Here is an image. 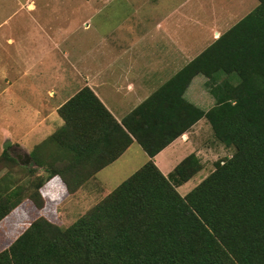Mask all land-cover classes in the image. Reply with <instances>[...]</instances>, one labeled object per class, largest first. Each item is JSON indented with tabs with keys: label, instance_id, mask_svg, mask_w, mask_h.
<instances>
[{
	"label": "trees",
	"instance_id": "1",
	"mask_svg": "<svg viewBox=\"0 0 264 264\" xmlns=\"http://www.w3.org/2000/svg\"><path fill=\"white\" fill-rule=\"evenodd\" d=\"M197 74L212 83L207 110L183 97ZM57 113L62 125L29 153L46 173L30 196L38 208L41 195L56 204L133 141L149 158L67 227L40 214L20 220L24 229L0 250V264H264V0L121 122L87 86ZM200 118L235 150L181 196L176 187L199 170L195 156L167 175L152 157ZM1 157L18 164L7 148ZM11 181L1 178L0 220L21 208Z\"/></svg>",
	"mask_w": 264,
	"mask_h": 264
},
{
	"label": "crops",
	"instance_id": "2",
	"mask_svg": "<svg viewBox=\"0 0 264 264\" xmlns=\"http://www.w3.org/2000/svg\"><path fill=\"white\" fill-rule=\"evenodd\" d=\"M257 4L258 0H79L76 3L71 0H0V83L3 84V79L6 84L2 89L5 115H10L12 107L19 113V123L25 124L21 129H27L21 135L18 133L19 147L27 151L25 142L29 137L44 133V128L50 124H55V128L62 125L58 107L84 86L89 87L116 121L121 122L127 113ZM64 9L70 11L65 20L43 14ZM201 9L209 15L211 23L208 39L204 41L187 31L190 24H198L195 18L202 14ZM80 11L86 14L78 23L74 17ZM96 15L98 20H94ZM79 28L84 31L83 37L76 41ZM81 42L98 43V50L83 47L82 52H76ZM45 58H51L50 69L46 68ZM215 75L221 76L223 72L217 71ZM208 80L203 74L195 75L183 94L186 100L203 110L215 102L209 91L212 83ZM216 82L218 79L214 80ZM14 104L18 105L17 109ZM9 131L2 130L3 137L12 140L13 131ZM53 131L41 136L32 147ZM188 131L152 157L164 175L185 157ZM14 144H10L9 151L20 156L28 153L14 148ZM139 149L142 150L140 145L133 141L119 157L85 183L126 161L129 153L137 154ZM164 155L181 157L171 163Z\"/></svg>",
	"mask_w": 264,
	"mask_h": 264
},
{
	"label": "rangeland",
	"instance_id": "3",
	"mask_svg": "<svg viewBox=\"0 0 264 264\" xmlns=\"http://www.w3.org/2000/svg\"><path fill=\"white\" fill-rule=\"evenodd\" d=\"M60 1H64V0H60ZM78 1L79 0H71V2L73 3H76ZM97 9L98 8H96V10ZM201 12L202 14L197 15V18H195L197 20L195 22H197L198 24L196 26L190 24L187 27V31L188 34L202 37L204 41L208 39L211 23L209 22V15L205 13L203 9H201ZM43 14L49 15V17L54 19L57 18L59 20H65V18H68L70 16V11L64 9L53 12L52 11L43 12ZM83 14L86 13L80 11L74 17L76 22L79 23L84 19ZM97 16L98 15H96V18H94V20L97 19ZM82 32H84L83 29L79 28L78 34H75L76 41L77 40L81 41V37H83ZM78 37L80 39H78ZM83 47L86 48L89 47L90 51H94V49L98 50L99 44L98 43L87 44L81 42V44L75 48V51L82 52L84 50ZM51 58L52 60L54 59V57ZM51 58L50 59L45 58V62H47L48 65L46 68L48 69L51 68L49 67ZM1 82H3V84L0 83V145H2L5 142V140H10L12 141L10 142V144L15 143L14 148L21 149L18 144L20 141L18 133L20 132L21 135L27 129L25 130L21 129L24 127L25 124L23 122L21 124L19 123V118H20L19 113L17 111H14L12 107L10 108L11 109V111L9 112L10 115H5L2 89L3 87L6 86V84L3 81V79L1 80ZM203 93L206 92L203 91ZM14 106L17 109L18 105L14 104ZM204 108H206V106ZM54 126L55 124H50V126L44 128L45 129L44 133H40L36 137L33 136L29 137L25 142V146L27 147L28 150L24 151L21 149L22 153L23 152L30 153L33 150L34 146L37 145L36 144L32 147V144L36 140L38 141L41 136L53 130L55 131L56 129H58V127L55 128ZM8 129L11 132L13 131L12 140L9 137H3L4 134L2 133V130L7 131ZM185 140H186L185 142L188 143L187 146L184 147L185 148L184 156L186 157L189 154H193L197 159V162L199 163L200 167L199 170H197L187 181L176 187V190L181 196L186 195L190 190H192L193 187H195L199 182H201L208 174H210L215 169L216 163L220 162L222 164L223 161L229 158L235 150L233 146H225L223 143L219 142L215 138L213 131L205 118H203L202 121L197 122L195 125L192 126V128L189 129L188 138L187 139L185 138ZM48 146L50 147L45 146V148L48 150V153L43 150L42 152L47 153L46 156L49 160L48 162H50L52 160V159L50 160L51 158L50 155L55 151V147L53 145H48ZM1 147L2 146H0V182L2 177L10 176L12 178L11 182H13L14 184L12 187H16L21 191L23 200L22 203H20L21 208L19 209V211L11 212L10 214L6 215L2 220H0V250L7 247L17 237L19 231L21 232L23 231L24 224L22 226L20 220L21 221L25 220V222H29L34 217L40 214L41 216L46 217L47 219H49L58 226L67 227L71 223H73V221H75L79 216L84 214L94 204H96L99 200H101L108 192L114 189L119 183H121L129 174L132 173V171L139 168L142 164H144L147 161L145 160V154L141 149H139L140 151L137 154L132 151L126 157V161L117 163V165L110 167L105 172H100L99 174H97L96 177L92 178L93 180L96 181L93 180L89 181L88 183H85L81 187H79L75 192L66 193L64 197L56 204L55 203L49 204L47 202V199L41 195V198L43 200L42 208L44 207L42 209L35 206L30 196H32L33 192L35 191V183L40 178H45L46 173L38 169V167H36L35 164L33 165L30 164L29 166H26L28 164L26 165L21 164L20 162H18V164H13L7 161L6 159L1 157V153L3 150V147L2 148ZM8 149H10V147H7L8 154H10L11 150L9 151ZM178 150H180V148ZM182 151L184 152V149ZM182 151H180V153H183ZM180 157H181L180 155H172V156L164 155V158L165 159L168 158L171 161V163L176 161L177 159H180ZM158 158H161V155ZM21 159H24V157H22ZM170 161H166V163ZM175 165L176 164L172 165L173 167L169 170V172L173 170ZM25 166L26 168L33 167L35 171L33 173H30L28 171V168L27 169L24 168ZM4 182H6V179H3V183ZM35 208H37V210ZM21 214L23 218L21 217Z\"/></svg>",
	"mask_w": 264,
	"mask_h": 264
},
{
	"label": "water",
	"instance_id": "4",
	"mask_svg": "<svg viewBox=\"0 0 264 264\" xmlns=\"http://www.w3.org/2000/svg\"><path fill=\"white\" fill-rule=\"evenodd\" d=\"M9 146H10V141H5L4 144H3V147L6 148V147H9ZM13 156L21 164H31V163H33L32 160H31V157H30V155L28 153H24V155H21V156H24V159H21V156L16 154L15 152L13 153Z\"/></svg>",
	"mask_w": 264,
	"mask_h": 264
}]
</instances>
